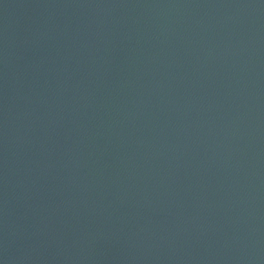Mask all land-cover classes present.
I'll return each mask as SVG.
<instances>
[{"label":"water","instance_id":"obj_1","mask_svg":"<svg viewBox=\"0 0 264 264\" xmlns=\"http://www.w3.org/2000/svg\"><path fill=\"white\" fill-rule=\"evenodd\" d=\"M0 264H264V0H0Z\"/></svg>","mask_w":264,"mask_h":264}]
</instances>
